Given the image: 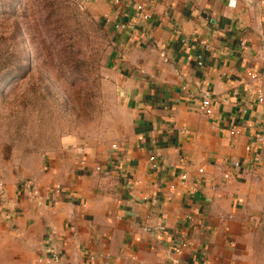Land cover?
<instances>
[{"label":"crops","instance_id":"1","mask_svg":"<svg viewBox=\"0 0 264 264\" xmlns=\"http://www.w3.org/2000/svg\"><path fill=\"white\" fill-rule=\"evenodd\" d=\"M99 1L112 27L109 82L129 122L0 178V264H50L38 261L50 243L58 264H264L252 234L264 182V0ZM121 16L132 27L115 29ZM202 91L211 117L198 111ZM158 224L187 239L181 253Z\"/></svg>","mask_w":264,"mask_h":264},{"label":"rangeland","instance_id":"2","mask_svg":"<svg viewBox=\"0 0 264 264\" xmlns=\"http://www.w3.org/2000/svg\"><path fill=\"white\" fill-rule=\"evenodd\" d=\"M103 11L99 0H0L1 179L128 124L109 82L112 27ZM259 187L261 228L252 234L264 258Z\"/></svg>","mask_w":264,"mask_h":264},{"label":"built area","instance_id":"3","mask_svg":"<svg viewBox=\"0 0 264 264\" xmlns=\"http://www.w3.org/2000/svg\"><path fill=\"white\" fill-rule=\"evenodd\" d=\"M115 1H119V0H115ZM121 1H127V0H121ZM135 8H136V11L138 12L139 18H141V19H147L148 18V14L145 13L143 10H141V6H136ZM129 27H132V25H130L128 22H126L124 20L123 16H121V18L114 23V28L117 30L127 29ZM250 76L252 78L255 77L253 74H251ZM256 97H257V100L262 105H264V89H260L258 91V93L256 94ZM198 111H199V113H201L202 115L207 116V117H211L213 114L212 98L209 95V93L206 91H202L200 93V98H199V102H198ZM182 132H185V129H183ZM230 133L231 134H237L236 128L235 127L231 128ZM257 140L258 141H264V133L259 135L257 137ZM82 152H83V150L80 149V153H82ZM150 160L153 162V167H156L157 162L154 161V157H150ZM233 166L237 167L238 162H234ZM197 171L199 173H201L202 169L199 168ZM181 178H182V180H185L186 174H182ZM197 180H199V178L195 179V181H197ZM23 184L26 185V187L31 192L35 193L36 184L33 180H25L23 182ZM4 191H5L4 185L2 184V182H0V195L1 196L3 195ZM59 193H60L59 188H54L52 191V194H55V195H58ZM155 229L157 230V232L166 236L167 240L170 242V249H171V253H173V254L181 253L182 250L188 245L187 239L176 235L172 231L167 230L166 227L162 224L156 225ZM42 251H43V253L41 256H39L38 261L45 260V261H47V263H50V264H58V262L60 261V255L57 252V249L53 243H50V245L48 247H45Z\"/></svg>","mask_w":264,"mask_h":264}]
</instances>
